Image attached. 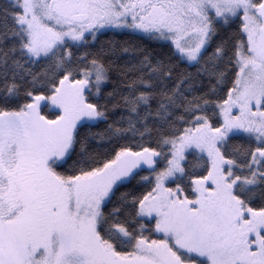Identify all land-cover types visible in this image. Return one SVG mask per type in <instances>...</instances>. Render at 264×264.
<instances>
[{"label": "snow or ice", "instance_id": "1", "mask_svg": "<svg viewBox=\"0 0 264 264\" xmlns=\"http://www.w3.org/2000/svg\"><path fill=\"white\" fill-rule=\"evenodd\" d=\"M0 264H264V0H0Z\"/></svg>", "mask_w": 264, "mask_h": 264}, {"label": "trees", "instance_id": "2", "mask_svg": "<svg viewBox=\"0 0 264 264\" xmlns=\"http://www.w3.org/2000/svg\"><path fill=\"white\" fill-rule=\"evenodd\" d=\"M103 39H107V37H103Z\"/></svg>", "mask_w": 264, "mask_h": 264}]
</instances>
